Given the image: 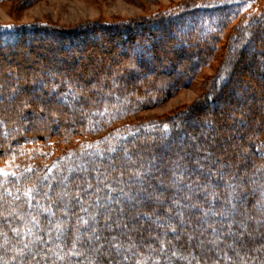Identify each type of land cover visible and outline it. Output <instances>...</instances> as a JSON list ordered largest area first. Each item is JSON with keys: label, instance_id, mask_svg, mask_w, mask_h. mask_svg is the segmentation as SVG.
<instances>
[{"label": "trees", "instance_id": "1", "mask_svg": "<svg viewBox=\"0 0 264 264\" xmlns=\"http://www.w3.org/2000/svg\"><path fill=\"white\" fill-rule=\"evenodd\" d=\"M247 2L249 5L246 6L244 3V9L235 15L233 13L237 8V3H232V5L222 3L223 6H203L185 2L181 6L173 8L171 12L166 11L156 17L132 18L112 23L103 22L94 26L101 28V36L104 34V38L107 39V42L96 44L101 49L100 51L110 52L114 47H118L111 55L108 53L109 59L115 61L112 68L120 70L123 74L112 80L113 83L106 81L111 67L99 66L96 69L92 66V68L84 66L73 72L72 68L80 63L84 56L80 53L89 50L88 44L92 41L89 40L87 33L94 31V28L91 27L92 23L90 26L83 25L75 29L36 24L13 27V30L6 31L3 30L5 27L0 26V31H4L0 32V57L10 54L4 52L7 50L5 48H12L13 52L24 42L28 44L27 49L41 48L50 55L55 54V44L52 41L58 40L61 49L66 50L55 61L45 60L36 64H19L18 62L16 66L12 67V71L23 69V71L36 72V74L28 77L19 75L18 79L23 80V83L15 90L11 84H5L6 86L0 84V101L4 96L14 97V101L6 103L0 113V121L3 126V133L0 136V173H2L0 175V199L14 196V201H11L10 204L19 205L12 206L17 214H25L29 208L32 209L31 219L21 221L11 215L2 220L0 230L6 234V243L13 246L17 240L33 239L34 246H28L27 252H33L34 248V253H36L41 249L42 240L48 236V238L61 241L62 246H68L74 233L83 231L80 226L74 223L71 224L70 229L64 230L60 226L59 230L51 234L47 221L53 220L59 223V220L68 218L69 214H78L77 216H82L84 219L83 214H79L77 208L74 207L64 216L61 212L54 211L51 206L52 201L51 204L49 202L48 209H36L35 206L40 203L48 204L44 195H37L36 192L47 185L59 189L60 186H65L68 183L71 188L76 190V192L69 193V198H72L74 202L79 201L82 196H77V194L83 190L84 179L90 180V178L99 175H103L104 179L96 183L98 192L94 193V197L88 198V202L97 206L106 205L117 199V196L123 192L128 197L139 196L144 200L146 185L163 193L167 190L169 192L171 189L180 188L176 194L168 193L166 195L172 205H168L164 199L155 205L140 204L136 206L138 209L143 208L146 211H152L157 216H166L178 222L181 221V217L185 221L206 220L208 216L222 219L228 218L229 215L238 217L254 215L253 210H237L235 206L228 203L233 199V194L234 198L244 205L255 204L259 208L264 207V202L257 201L258 195L264 194V59L261 61L256 59L258 56L264 57V0ZM168 17L170 18L168 19ZM165 18L168 19V22L164 21ZM166 24L168 27H165ZM178 28H182V34ZM39 32L46 38L48 36L52 41L45 44L44 41L41 42L40 38V41L32 42L30 37H33V33ZM156 37L159 39L154 40ZM224 38L225 42L223 43L222 39ZM161 40L164 42L169 40L178 46L176 49H171L169 46L160 47L162 46L160 45ZM150 41L152 42L150 43ZM256 42L258 43L257 47H253V43ZM78 50L82 52H78ZM218 52L222 53L221 64L216 69V74L207 82V88L202 93L201 101L208 99V102L215 101L217 104L227 102L229 105L226 109L218 112L213 111L207 117L203 116V113L197 111L196 108L197 114L191 119L189 117L183 120L184 111H179L147 122L142 121L135 124L125 122L115 126L125 117L136 113L146 104L154 103L165 95L162 91L151 87L157 85L171 88L169 91L171 93L187 85L201 67L210 64ZM127 53L134 54V66L118 65L116 61H119V58L124 57ZM164 55L166 64L163 65V69H165H162V72H155L153 77H150V83L144 78L140 80L138 76L145 75L155 65L151 63L152 59L157 60ZM86 56L93 58L99 54L94 53L93 49ZM21 58L24 61L27 57L25 55ZM181 61H188L190 64L182 69L179 73L181 79L175 82L170 74L174 72ZM229 68L231 73L227 72ZM9 70V68L2 70L0 79L6 77ZM49 71H58V73L52 78L44 74ZM159 75L164 77L158 79ZM254 75L257 77L254 78ZM91 82L94 83L93 87L90 86ZM28 84L29 87H27ZM30 84L34 91L44 87L41 94L47 97L25 98V95L30 92ZM243 84H247L245 92L239 89V86ZM145 85L151 88L149 96L144 94ZM233 95H237L239 101L231 102ZM25 102H30L29 107L24 110L28 129L25 132L8 135L11 126L17 124L16 119H10L9 113L13 112L14 105L19 106ZM50 108L62 110V114L57 115V120L54 123L44 126L33 124L30 121L34 112H46ZM229 109L239 111L241 114L231 116L232 113ZM66 114H71V121H66ZM209 121L211 125L214 122L216 126L231 123L233 127L228 133L241 145V148L238 147L236 152L242 153L243 148L248 151V155L235 159L233 155L217 154V150L226 141V137L219 134L215 142H210L207 137H211L213 131L203 133L197 131L200 123ZM165 124L169 129L167 133L161 128ZM254 127L262 130L260 135L250 136L248 134V130ZM143 130L144 132H142ZM186 133H189L192 140H195V144L187 142ZM120 134L122 136H119ZM136 138L138 140L134 141ZM178 139L184 142H177ZM171 141H174L173 144L181 146L179 149L178 146H175L163 159L160 152H164ZM125 143L127 144L125 154H121L117 150ZM110 148H114L115 151H109ZM203 149L210 151L203 155L200 151ZM94 151L109 157L111 163L107 162L105 158L99 160ZM125 155L127 159L134 160L132 166L140 171L139 173L132 174L123 170L126 162L129 161L124 158ZM182 158L186 160L183 162ZM228 159L235 161L238 165L225 164L224 162ZM161 161L163 162L158 169V176L156 170L147 168V166H154ZM218 163H224V168L211 174L209 169ZM7 164L9 166H5ZM74 164L87 166L90 169L83 172H68L65 166ZM55 167L58 169L57 172L54 171ZM226 174L241 178L242 187H250L255 184L257 187L255 190L240 192V189L230 186L228 190H225L217 189L214 184L212 185L214 182L219 185H222L223 182L227 184L224 179ZM63 178L67 180V183H61ZM135 181L144 182V184L141 188L130 187V184ZM106 187L112 189L107 195L103 193ZM190 188L194 192L191 193ZM29 191H31V195L26 196L25 193ZM210 193H215L218 196V199L211 204L209 202L212 197L208 195ZM60 196L58 190L56 196H50V198L54 200V203H58L62 200ZM179 206H191L192 209L174 213L173 209ZM210 208L216 214H212L209 211ZM120 209L124 217V215L132 214L135 206L122 203ZM205 212L208 214L205 215ZM89 215L88 220H97L100 213L99 210H96ZM122 216L109 214L104 219L107 221L119 220ZM143 217L144 215L140 216V218ZM35 218L40 222H35ZM18 225L22 227L23 231L18 237L14 236L13 231L8 232L10 227H18ZM210 225L212 227L207 225L201 228L203 234L213 235L225 230L230 232L233 229L219 222ZM36 227H38L37 233L31 234ZM213 227L216 229L215 232L212 230ZM118 232L116 227L104 231L106 234ZM36 237H39L40 240H34ZM241 239L244 246L250 249L251 245L248 239L244 236ZM172 244L175 249L181 246L179 250L183 253H186L190 247V245H182L179 238H175ZM232 248L230 244L221 247L222 250ZM152 249H155L152 254H157L158 249L155 248V245ZM86 251L88 252V250ZM141 251L148 253L149 248L141 249ZM201 254L204 260L213 256L207 250L202 251ZM174 260L177 261V264L183 262L182 259ZM23 262L27 264L29 259L24 258ZM76 262L80 264L82 259L79 258ZM50 263H52L50 260L44 261V264ZM133 263L134 261L130 259L123 262V264Z\"/></svg>", "mask_w": 264, "mask_h": 264}, {"label": "rangeland", "instance_id": "2", "mask_svg": "<svg viewBox=\"0 0 264 264\" xmlns=\"http://www.w3.org/2000/svg\"><path fill=\"white\" fill-rule=\"evenodd\" d=\"M251 1L252 0H247ZM191 3L197 4V5H203V6H223L222 3H227V0H0V26L5 27L3 30H13V27L23 26V25H36V24H45V25H53L58 26L60 28H80L83 25L84 26H90L92 23V26L94 28V31L87 33L89 35V40L92 41L88 44L89 50L87 51H79L81 55L84 54V56L81 58V62L78 63L76 66H74L73 72L78 71L79 68L85 67H94L99 68V66L108 68L111 67L110 73L108 74L107 80L111 83H113L112 80H114L117 77L122 76V72L120 70H115L112 67L114 66L115 61H111L109 59L108 53L110 55L113 53L115 49H118V47H114L111 49V51L102 52L99 46V43L107 42V39L104 38V34L101 36L102 29L99 27H94L100 23L106 22V23H112L117 22L121 20H127L132 18H152L156 17L157 15L163 13V12H171L173 8L181 6L182 3ZM243 2V0H242ZM233 4H236V0H233ZM231 3V5H232ZM249 3L246 2V6H248ZM170 17H168L169 19ZM171 18H174L171 16ZM168 19L165 18V22H168ZM167 25V24H166ZM165 27H168V25ZM151 26V25H150ZM231 27V24L229 25V28ZM178 31L180 34H182V28H178ZM4 32V31H0ZM148 36V35H146ZM37 37V38H34ZM45 42L47 44L48 42H51L52 39L47 38L42 33H33V37H30V40L32 42L34 41H40ZM167 38V37H166ZM165 38V39H166ZM96 39V40H95ZM159 39L156 37L154 40ZM172 39V38H171ZM88 40V41H89ZM143 42H145L142 39ZM167 41V40H166ZM164 42L161 40L160 47H168L171 49H176L177 44L173 43L171 41ZM55 45V54H47L42 50L41 48H28L27 42L22 43L18 48H15L12 52V48H5L7 50H4V52H9L7 56L2 55L0 57V72L4 69L9 70V73L6 77H3L0 79V84H6V85H12L13 90H15L18 86H21L23 83V80H19L18 76H30L36 74V72L26 71L23 69L20 71H12V67L16 66V64L19 62L22 64H36L40 61L45 60H56V58H59L61 54L66 52L65 49H61L60 43L58 40L52 41ZM95 42V43H94ZM152 41H150L151 43ZM222 42H225V38L222 39ZM157 44V43H156ZM258 43H253V47H257ZM92 46V47H91ZM155 46V45H154ZM156 47H158L156 45ZM94 49V53L99 54V56H95L93 58L85 57L87 53L90 52V50ZM77 50V49H75ZM250 51V50H249ZM236 52V51H235ZM234 52V53H235ZM222 54V53H221ZM221 54L218 52L216 56L213 57V59L210 61L209 65H204L200 68L198 73L195 75V77L189 82L187 85H184L175 91L169 93L171 88H163L159 87L157 85L151 87L153 89H156L158 91H162L165 93L162 98L157 99L156 102L151 104H146L141 110L137 111L136 113L129 115L122 119V121L117 123L115 126H119L120 124H124L125 122H129L132 124H135L136 122H147L150 120L163 118L168 115H172L174 113H177L179 111H184V115L182 119L185 118L191 119L192 116L197 114V111H200L203 113V116H209L211 112L213 111H220L223 109H226L229 104L227 102L223 103H213L208 102V99H204L201 101L202 93L204 92V89L207 88V82L216 74V69L221 64ZM26 59L23 61L21 56H25ZM89 55V54H88ZM107 55V56H106ZM129 55V56H128ZM169 56H171L169 54ZM55 58V59H54ZM133 58V59H132ZM257 61H261L264 59L262 56L256 57ZM21 60V61H20ZM128 60V61H127ZM133 60V61H132ZM134 54H126L124 57H120L119 61L117 60L116 63L118 65H124L128 67L134 66ZM154 66L149 69V71L145 75L138 76L140 80L143 78L146 81H149L150 83V77L152 78L155 72H162L163 65L166 64V56H162L161 58L152 59L151 62ZM107 64V65H105ZM110 64V66H109ZM188 61H181L177 68L174 70L173 73H171L172 79H174L175 82L179 81L181 77L179 76V73L182 71L184 67L189 66ZM91 67V68H92ZM155 67V68H153ZM71 69V68H70ZM163 69V70H162ZM42 72V71H41ZM228 73H231V70L227 69ZM58 71H49L44 72L45 75H48L49 77H55L57 75ZM158 79H162L164 76L159 75L157 76ZM254 78L257 76H253ZM142 78V79H141ZM104 81L103 79H101ZM173 81V82H174ZM5 85V86H6ZM217 85H219V82H217ZM90 86L93 87L94 83L91 82ZM29 87V84L27 85ZM150 86L145 85L144 86V94L146 96L150 95L151 89ZM41 89L33 90L32 84H30L29 93L25 95V98H31L32 96L37 97H43L46 98V95L41 94ZM240 90L247 91V84H243L239 86ZM90 90V89H89ZM168 91V93H166ZM244 91V92H245ZM241 95V93H240ZM14 101V97H2L0 101V113L2 112V107L7 103H11ZM239 101L237 98V95H233V98L231 99V102ZM201 102V104H200ZM30 102H25L18 105H14L11 113H9L10 119H16L17 124L12 125L9 129L8 135H13L17 132H25L28 128L26 123V119L24 118L25 113L24 110L29 107ZM64 104V103H63ZM214 106V107H213ZM228 110V109H227ZM231 111V116L234 115H240L241 113L239 111ZM62 114V110H59L57 108H53L50 110H47L46 112H34L32 114V117L30 118L31 122L33 124H40V125H50L54 123L57 120V115ZM66 121H71V114H66L65 116ZM115 124V123H114ZM26 127V129H25ZM233 127L231 123L227 124H218V126L215 125L213 122V125H211L210 121L205 123H200L199 128L197 131L199 133H203L205 131H213V135L210 137L208 136L207 139L210 142H215L218 139V135H224L226 137V141L221 144L220 148L217 150V154H228L233 155L235 159L242 158L246 154L248 155V151L242 148V153H237V148H241V145L239 141H236L235 138L232 137L231 134L228 133V131ZM261 129L259 128H251L248 130V134L250 136H258L261 133ZM144 132V130L142 131ZM3 133V126L2 122L0 121V136ZM118 136V135H117ZM119 136H122L121 134ZM181 138V137H180ZM185 139H187V142L194 143L195 140H192L189 133H186ZM138 140L137 138L134 139V141ZM190 140V141H189ZM174 141H171L170 145L164 152H160L161 156L165 159L166 155L170 153V150L175 148V146L181 145H175L173 144ZM177 142H184L180 141V139L177 140ZM93 143V142H92ZM127 144H122L120 148H118V152L121 154H125V147ZM203 155H206L208 153L207 149L200 150ZM94 154L96 157L100 160L105 158V160L109 163H111V159L106 156H102L98 152L94 151ZM133 156V154H132ZM126 160H129L126 158V155L124 157ZM67 159L69 160L70 157L68 156ZM186 159L182 158V161L184 162ZM132 160H129L126 162V165L124 166L123 170L128 171L129 173L136 174L140 171H137V169L132 166L133 162ZM130 162V163H128ZM138 162V161H137ZM158 162L154 166H147L149 170H156V175L158 176V169L160 167V164L162 163ZM208 163V162H207ZM225 164H231V165H238L235 161H231V159H228L224 162ZM224 163H218L211 166L209 169V172L211 174H215L218 171H221L224 168ZM209 164V163H208ZM211 165V164H210ZM5 166H9L8 164ZM65 168L68 170V172H83L88 169H90L87 166H81L80 164H74V165H67ZM71 169V171H70ZM57 167H55L54 171L57 172ZM143 171V170H142ZM148 171V170H147ZM228 173V172H227ZM50 177V175H47ZM48 177V178H49ZM156 177V176H154ZM179 177V176H178ZM64 179V178H63ZM101 179H104V176H97L92 177L90 180H87L86 178L82 182L83 190L80 194H77V196H82V198L79 199V201H75L72 198H69L70 192H76L75 189L71 188V186L67 183V180H61V183H67V185L60 186L59 189H55L54 187H51L49 185L42 187L39 191L36 192V194H43L46 198L48 204H38L35 206L36 209H48L51 201H52V208L55 212H61L66 215V212L68 213L69 210L73 209L74 207L77 208L79 214H83L84 219L87 220V223H83L84 219L82 216L67 214L68 218L62 219V221L59 220V223L49 220L48 223V230L49 233L56 232L57 225L61 226L62 230L64 229H70L71 224H78L80 226V229L83 231L76 232L73 235V239H71V243L68 246H63V252H67L69 248H71L73 240L75 238H79V243L77 244V249L82 251L81 255H73L68 256L65 258V260L62 262V264H79V262H76V260L79 258L82 259V262L80 264H87L89 260L93 261L94 264H118V262H121L123 264V257L127 256L128 259L134 261L133 264H135L136 260V253L142 252L141 249L149 248L148 246L151 245L152 247L155 245V248L158 249L157 254H152L153 256L160 258V264H177L176 260L171 259L169 261V254L173 248H175L172 244V241H174L175 238H179L182 245H190V247L187 249L186 255L191 253L197 260H199V264H240L239 262V256H245L252 257L255 264H264V211H261V209H264V207H257L255 204H249L244 205L238 200L234 198L231 200V204L236 207L237 210H245L250 209L254 211V215H248L244 217H238L237 215L231 216L229 215L228 218H219L216 219V217H207V219H200V220H185L184 224H181V222L177 220H173L172 218L166 217V216H157L156 214H153L152 211H146L143 208L138 209L136 206L142 204V205H155L159 203L161 200L163 201L165 199L166 203L168 205H172L171 201L166 198V195L168 193H177L179 192V189H171L169 192H160L156 191V189L152 186H145L146 190H144L145 199L143 200L142 197L139 196H131L128 197L126 194L120 193L117 196V199H114L111 202H108L104 206H97L94 203L88 202V198L92 197L94 193L98 192V185H96L97 182H99ZM224 179L226 180L227 184L225 182L222 183V185L219 183H212L217 189H225L228 190L230 187L234 189H240V192L243 190H255L257 187V184L253 186H247L242 187L241 185V178L233 177L232 174L230 175H224ZM258 179V178H257ZM78 182V181H76ZM81 183V182H79ZM142 183H138L137 181L130 184V187H142ZM230 186V187H229ZM58 190L60 191V202L54 203V200L50 198V196H56ZM110 190L106 187L104 189V194L107 195V193ZM191 193L194 192V190H191ZM143 192V191H142ZM85 197V198H84ZM94 197V196H93ZM14 196H8L4 199H0V224L2 223V220L4 218H9L11 215H13V218H18L21 221L31 219L32 216V209L29 208L28 211L25 214H17L15 213V208L11 205V201H14ZM130 198V199H128ZM145 201V203H144ZM257 201L259 203L264 202V194L260 193L258 195ZM50 202V204H49ZM126 203L128 205L135 206V209L132 210V214L124 215V217L121 214L120 204ZM11 205V206H10ZM16 206H19L16 204ZM15 206V207H16ZM192 209L191 206H179L175 207L173 209L174 213H179L183 211H190ZM34 210V208H33ZM99 210L100 216H98L97 220H88L89 214L93 211ZM109 214H117L121 215L119 220H110L107 221L104 219L105 216ZM141 215H144L143 218H140ZM251 217V218H249ZM35 222H40L39 219L35 218ZM222 223L226 227L233 228L230 232H227L228 230L218 232L217 234L213 235H205L201 231V228L213 223ZM165 224H173L176 227V232H170V229L164 227ZM116 227L119 232L118 233H109L106 234L104 231H106L108 228ZM150 227V228H149ZM149 228V229H148ZM195 228V229H194ZM38 227L31 232V234L37 233ZM9 231H13L14 236H19L20 233H22V227L18 225V227H10L8 229ZM50 234V235H51ZM6 234L0 230V264H25L23 262L24 258H28L29 262L27 264H44L45 260H50L52 263L50 264H59V262L56 261V256L54 253H60L61 249L56 248L57 243H62L58 239H51L48 236L44 238L41 242V249L40 251L33 252H27V248L24 247L25 244L28 246H34L33 239H28L26 241L23 240H17L14 245H10L9 243H6ZM242 236L246 237L248 239V242L251 245L250 249H247L244 244L242 243ZM89 237H95V239L89 240ZM161 239H166L169 241L167 248L168 252L161 253L159 251V242ZM36 240V239H34ZM23 241V242H21ZM114 243L121 244L122 249L117 253V250L112 247ZM156 243V244H155ZM247 243V242H246ZM233 248L230 250H222L221 247L223 245H229ZM207 245V247H206ZM131 246V250L129 251V247ZM181 247V246H179ZM179 247H176V249H179ZM49 249H52V251H48ZM88 250V252L86 251ZM207 250L212 254L210 258L207 260H204L202 258L201 252ZM62 254V253H61ZM147 254V253H146ZM239 254V255H238ZM230 258V261L229 259ZM70 259V260H68ZM69 262H68V261ZM179 264H188L187 260H183V262Z\"/></svg>", "mask_w": 264, "mask_h": 264}, {"label": "snow or ice", "instance_id": "3", "mask_svg": "<svg viewBox=\"0 0 264 264\" xmlns=\"http://www.w3.org/2000/svg\"><path fill=\"white\" fill-rule=\"evenodd\" d=\"M233 2V0H227V3L231 4ZM247 0H236V3H237V8L236 10L234 11L233 15L235 14H238L239 12H241L243 9H244V3H246ZM162 130L167 133L168 132V125L165 124V125H162L161 126ZM109 151H115L114 148H110ZM71 171V169H70ZM0 175H2V173H0ZM110 191H112L111 188H109ZM26 196L28 195H31V191L29 192H26L25 193ZM212 197V200L209 202L210 204L212 202H214L215 200L218 199V196L215 194V193H210L208 194ZM98 202V201H97ZM228 203H231V200L228 201ZM209 211L212 212V214H216L214 212L213 209H209ZM261 211H264V209H261ZM205 215L208 214V212H205L204 213ZM251 218V217H249ZM181 224H184L185 221L184 219L181 217ZM83 223H87V221H83ZM164 227L168 228L171 230V232L175 233L176 232V227L173 225V224H165L163 225ZM209 227H212L211 225H209ZM57 229L59 230L60 229V226L57 225ZM213 232L216 231V229L213 227L212 228ZM92 239H95V237H89V240L91 241ZM36 240L39 241L40 238L39 237H36ZM23 242V241H21ZM79 243V238H75L73 240V243H72V246L71 248L68 249L67 252H63V246L61 243H57L56 244V248L58 249H61V252L60 253H54L55 256H56V261L59 262V264H62V262L65 260L66 257L68 256H73V255H81L82 254V251L78 250L77 249V244ZM169 241H167L166 239H161L160 242H159V251L161 253H165V252H168V248H167V245H168ZM25 248H28V245L25 244L24 245ZM112 247H114L116 250H117V253L119 254V252L121 251L122 249V245L121 244H117V243H114L112 245ZM149 251L148 253H141V252H137L136 253V260H135V264H160V258L159 257H156V256H153L152 253L155 251V249H152V246L149 245ZM131 250V246L129 247V251ZM48 251H52V249H49ZM62 253V254H61ZM239 255V254H238ZM171 259H182V260H187L188 261V264H199V260H197L191 253L189 254H185L183 252H181L179 249H175L173 248L169 254V261ZM229 261H230V258H228ZM128 260V257L125 256L123 257V261L126 262ZM239 262L240 264H255L254 260L252 257H247L246 258V255L245 256H239ZM87 264H94L93 261L89 260L87 262ZM118 264H121V262H118Z\"/></svg>", "mask_w": 264, "mask_h": 264}]
</instances>
